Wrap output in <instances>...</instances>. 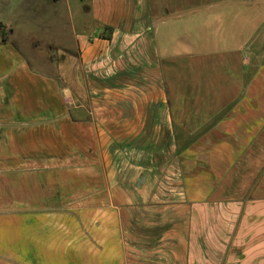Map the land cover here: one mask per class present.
I'll return each mask as SVG.
<instances>
[{
    "label": "crops",
    "instance_id": "crops-1",
    "mask_svg": "<svg viewBox=\"0 0 264 264\" xmlns=\"http://www.w3.org/2000/svg\"><path fill=\"white\" fill-rule=\"evenodd\" d=\"M78 1L0 39V264H264V0Z\"/></svg>",
    "mask_w": 264,
    "mask_h": 264
},
{
    "label": "rangeland",
    "instance_id": "rangeland-1",
    "mask_svg": "<svg viewBox=\"0 0 264 264\" xmlns=\"http://www.w3.org/2000/svg\"><path fill=\"white\" fill-rule=\"evenodd\" d=\"M87 20L78 0H0V39L11 38L13 32L15 43L23 42V54L30 59L37 56L45 65L53 60L56 48L72 47L74 31L94 28V23L88 24ZM32 44L34 50L30 51ZM44 68L52 71L47 65ZM133 216L137 220L153 217L147 213ZM126 217L131 219V214Z\"/></svg>",
    "mask_w": 264,
    "mask_h": 264
},
{
    "label": "trees",
    "instance_id": "trees-1",
    "mask_svg": "<svg viewBox=\"0 0 264 264\" xmlns=\"http://www.w3.org/2000/svg\"><path fill=\"white\" fill-rule=\"evenodd\" d=\"M53 1H58V0H53Z\"/></svg>",
    "mask_w": 264,
    "mask_h": 264
}]
</instances>
